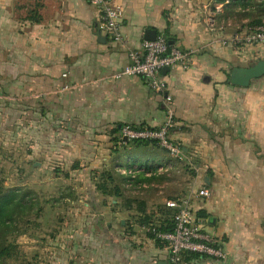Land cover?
<instances>
[{
    "label": "crops",
    "instance_id": "obj_1",
    "mask_svg": "<svg viewBox=\"0 0 264 264\" xmlns=\"http://www.w3.org/2000/svg\"><path fill=\"white\" fill-rule=\"evenodd\" d=\"M109 1L123 10L124 43L99 33V12L90 0H0V95L10 94L11 106L27 118L34 148L27 155L60 160L65 175L85 182L133 172L141 163L160 166L168 154L152 145L124 146L121 131L159 129L171 109V137L184 160L197 164L188 194L196 218L225 254L186 264H264V76L248 87L231 83L235 69L264 60V45L229 43L240 28L264 23V0ZM147 30L194 52L190 69L163 72V94L144 79L119 76L130 64L129 52L147 41ZM159 181L125 185V192L139 187L145 193L132 197L129 208L92 184L67 187L63 205L76 209L67 213L60 235L67 263H168L165 247L146 233L149 222L169 218L172 199ZM201 189L210 196L199 197Z\"/></svg>",
    "mask_w": 264,
    "mask_h": 264
},
{
    "label": "rangeland",
    "instance_id": "obj_2",
    "mask_svg": "<svg viewBox=\"0 0 264 264\" xmlns=\"http://www.w3.org/2000/svg\"><path fill=\"white\" fill-rule=\"evenodd\" d=\"M11 102L10 94L0 95V179L6 189L19 188L22 192L30 193L37 206L42 207V211L38 216L33 215L30 218V224H21L24 232L16 238L19 256L6 264H74L67 263L61 252L64 251L65 243L60 235L62 228L65 227L67 213L71 212L73 215L76 210L70 211L63 205L66 189L72 188L74 183L92 184L97 189V184L103 183L105 178L88 177L90 182H85L86 177L65 175L61 167L59 168L60 160L51 162L50 159L44 158L43 153L32 156L30 152L27 155L29 149L31 151L34 149L28 145V128L25 123L27 118L21 117V113L14 110ZM157 150L162 154H168L161 148ZM149 164L141 163L142 167L139 169L149 173L150 177L147 178L151 180L148 184L157 179L161 180L159 182L165 185L164 196L168 199L183 198L194 190L192 183L196 173L193 166L197 164L169 157L165 162H160L162 170H165L162 172L158 171L160 166ZM126 177L127 174H120L114 177V180L125 185L123 178ZM115 182L110 183L111 188ZM126 187L131 188L128 184ZM143 192L137 187L131 193L125 192V195L128 198L141 199L145 194ZM78 210L82 214L85 209L79 207Z\"/></svg>",
    "mask_w": 264,
    "mask_h": 264
},
{
    "label": "built area",
    "instance_id": "obj_3",
    "mask_svg": "<svg viewBox=\"0 0 264 264\" xmlns=\"http://www.w3.org/2000/svg\"><path fill=\"white\" fill-rule=\"evenodd\" d=\"M99 12L98 29L101 35L111 42L124 43L121 30L123 10L113 5L109 0H90ZM234 47L264 45V23L248 25L237 30L229 39ZM130 64L119 76L138 77L144 79L147 86L156 94H163L167 84L163 72L180 67L188 70L193 65L194 52L183 51L169 43L164 36H158L155 41H144L138 50L129 52ZM176 126L175 115L171 109L167 113V121L159 129L123 127L121 140L153 141L165 150L173 159H184L182 147L171 137V130ZM121 174H133L131 170H123ZM149 175V174H148ZM201 198H208L207 189L198 192ZM166 207L172 211V231H156V239L164 244L169 254L168 264H186V254H198L205 258L224 259L222 242L208 234L196 218L192 207L191 196L166 202Z\"/></svg>",
    "mask_w": 264,
    "mask_h": 264
},
{
    "label": "trees",
    "instance_id": "obj_4",
    "mask_svg": "<svg viewBox=\"0 0 264 264\" xmlns=\"http://www.w3.org/2000/svg\"><path fill=\"white\" fill-rule=\"evenodd\" d=\"M121 143L126 146L127 144H132L134 147L139 148L142 146H150L160 148L156 142L153 141H132L125 143L120 140ZM166 152V151H165ZM185 155V154H184ZM142 166L137 169H133V172L139 171ZM132 170V169H129ZM148 172L142 171V175L137 176L133 174H127L126 179L123 178L125 185H129L131 188L142 183H148L151 179ZM117 175H112L110 173H105L103 176L105 179L103 183L97 184V191L100 192L104 197L115 198L119 200V204L129 208L131 203L135 200L128 198L125 195L124 183L115 182L114 177ZM120 176V175H118ZM152 176V175H151ZM114 183V187H110V183ZM124 185V187H123ZM167 208V207H166ZM168 209V208H167ZM169 210V209H168ZM42 211V207L37 206L35 200L30 196V193L22 192V189H6L3 181L0 179V264H6L8 261L16 260L19 256V248L16 244V238L23 234L21 229V224H30L31 217L33 215L38 216ZM202 214V213H201ZM200 215V213H199ZM169 218L163 221H153L149 222L146 227V233L148 237L153 239L158 245L164 246L159 240L156 239L154 230L156 231H172L173 221H172V211H168ZM194 258H205L198 254H186L185 261H190Z\"/></svg>",
    "mask_w": 264,
    "mask_h": 264
},
{
    "label": "water",
    "instance_id": "obj_5",
    "mask_svg": "<svg viewBox=\"0 0 264 264\" xmlns=\"http://www.w3.org/2000/svg\"><path fill=\"white\" fill-rule=\"evenodd\" d=\"M157 38V33L154 30L146 31V40L155 41ZM169 69L164 70L167 73ZM264 76V60L255 64L254 66L247 69H235L232 77L231 83L240 87H248L253 80L259 79ZM159 264H168L167 262H161Z\"/></svg>",
    "mask_w": 264,
    "mask_h": 264
}]
</instances>
